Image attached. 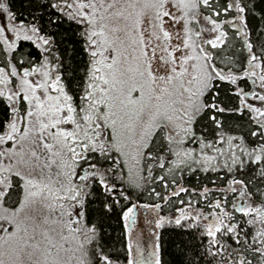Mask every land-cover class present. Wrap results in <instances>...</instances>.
Masks as SVG:
<instances>
[{"label":"snow or ice","instance_id":"6c2138e0","mask_svg":"<svg viewBox=\"0 0 264 264\" xmlns=\"http://www.w3.org/2000/svg\"><path fill=\"white\" fill-rule=\"evenodd\" d=\"M0 264H264V0H0Z\"/></svg>","mask_w":264,"mask_h":264},{"label":"rangeland","instance_id":"374dc122","mask_svg":"<svg viewBox=\"0 0 264 264\" xmlns=\"http://www.w3.org/2000/svg\"><path fill=\"white\" fill-rule=\"evenodd\" d=\"M144 214H145V213H144L143 211L140 212V216H141V217H143Z\"/></svg>","mask_w":264,"mask_h":264}]
</instances>
